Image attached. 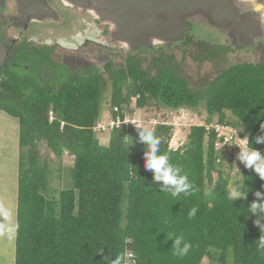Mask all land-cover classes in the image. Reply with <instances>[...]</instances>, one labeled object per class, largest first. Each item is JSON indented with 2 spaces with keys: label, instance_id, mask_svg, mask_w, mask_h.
I'll use <instances>...</instances> for the list:
<instances>
[{
  "label": "trees",
  "instance_id": "16d2710c",
  "mask_svg": "<svg viewBox=\"0 0 264 264\" xmlns=\"http://www.w3.org/2000/svg\"><path fill=\"white\" fill-rule=\"evenodd\" d=\"M27 86L0 81V111L19 123L15 264H112L127 253L134 254V264H203L206 258L213 264H264V179L254 167L244 170L241 195L232 196L215 132L193 126L188 143L173 149L174 126L130 125L113 129L104 145L95 131L103 84L87 80L35 92ZM111 97L112 112L129 108L133 99L140 112L151 104L194 109L205 100L207 124L217 116L238 129L250 149L264 150V65L235 66L197 92L166 73L140 75L126 91L117 81ZM148 133L159 141L157 155H166L176 179L189 185L175 197L174 186L146 167L150 147L142 135ZM44 150L75 157L74 189L59 200L45 195ZM177 237H183L179 249L191 244L183 257L174 254Z\"/></svg>",
  "mask_w": 264,
  "mask_h": 264
},
{
  "label": "flooded vegetation",
  "instance_id": "af4514ba",
  "mask_svg": "<svg viewBox=\"0 0 264 264\" xmlns=\"http://www.w3.org/2000/svg\"><path fill=\"white\" fill-rule=\"evenodd\" d=\"M28 1V8L22 9L19 0H0V81L26 83L29 92L55 90L64 84L77 85L87 80L103 84L102 92L109 84L113 91L117 81L127 90L140 75L153 79L162 73L185 81L193 90L185 76L177 75L178 67L170 59L173 50L196 45L201 50L197 61H234H229L205 88L194 92L207 91L210 83L235 66L264 65V60L255 58L259 54L264 59V23L261 37L251 45L239 44L228 24H199L171 43L129 49L115 39L113 27L88 8L68 4L66 0ZM248 1L253 0H230L236 9L233 13L240 19L246 15H241L237 8ZM87 2L90 0L84 5ZM118 61L120 65H116Z\"/></svg>",
  "mask_w": 264,
  "mask_h": 264
},
{
  "label": "rangeland",
  "instance_id": "374dc122",
  "mask_svg": "<svg viewBox=\"0 0 264 264\" xmlns=\"http://www.w3.org/2000/svg\"><path fill=\"white\" fill-rule=\"evenodd\" d=\"M172 55L173 57L170 60L174 66L178 67L177 75L185 76L190 88L194 91L198 88H205V84L217 76L229 64V61H234L233 59L229 61L221 59L219 63L197 61L195 58L201 55L200 45L199 47L196 45V47L191 46L186 49H175L172 51ZM236 55L240 56L241 54ZM255 58L264 60L259 54ZM120 64L121 62L118 61L116 65ZM152 73H155V71L153 70ZM109 86L111 87V84ZM109 86L103 92L101 117L98 121V124L106 127L110 125L112 118L111 94L113 91H111L112 88ZM125 90L126 87H123V91ZM124 110L127 112L128 117L131 118V121H135L141 127L147 129L154 128L163 122L174 126L170 143L173 149L184 147L188 143L191 128L193 126H206L209 116L205 100L200 103L199 107L194 109L185 107L173 110L162 107L157 108L151 104V108H145L140 112L136 106V100L133 99L129 108H124ZM227 115L230 116L229 119L231 120V115L229 113ZM217 119V116H215L213 122L217 121ZM13 121V118L0 111V176H2L1 182H6L8 186L11 183L12 167L17 166L19 168V123L16 121V126ZM10 127L13 130H10ZM111 131L106 128V130L96 132L102 144H109ZM230 146L228 145L227 148H217L216 146V152L221 153V156H218V163L223 162V172L231 177V195L235 191L238 195L234 197H239L242 192L239 182L242 180L244 171L243 160L240 158V149ZM43 156L47 159H42V165L46 171L49 191L45 195L48 199L59 200L63 191L74 189L73 169L75 157L65 154V156L59 158L47 150H44ZM6 185L0 186V192L4 194L2 198L0 197V264H15L18 187L14 190V187L8 188ZM122 208L124 214H126L127 204L125 201ZM5 212L9 214L8 217L4 216ZM203 264H213V262L211 259L206 258Z\"/></svg>",
  "mask_w": 264,
  "mask_h": 264
},
{
  "label": "water",
  "instance_id": "95a60500",
  "mask_svg": "<svg viewBox=\"0 0 264 264\" xmlns=\"http://www.w3.org/2000/svg\"><path fill=\"white\" fill-rule=\"evenodd\" d=\"M77 1L66 0L68 4L92 10L113 27L115 39L129 49L171 43L199 24H228L241 45H251L263 32L264 11H254L261 0L248 1L247 5H240L242 8L235 6L241 15H246L241 19L233 13L236 9L230 0H90L87 5L86 0ZM19 2L20 8H28V0Z\"/></svg>",
  "mask_w": 264,
  "mask_h": 264
},
{
  "label": "clouds",
  "instance_id": "9594fccd",
  "mask_svg": "<svg viewBox=\"0 0 264 264\" xmlns=\"http://www.w3.org/2000/svg\"><path fill=\"white\" fill-rule=\"evenodd\" d=\"M254 11L262 12L264 11V0H261L260 3H257ZM142 139L148 142L150 147V152L148 153V162L146 167L152 169L156 173V179L162 180L165 185L174 186V191L171 193L172 197H175L178 192L184 191L185 188L189 187V185L185 184L184 179L177 180L173 171V167L167 163V156L166 155H157L158 151V144L159 141L153 139L152 134L148 133L147 135H142ZM243 142V141H241ZM243 161L246 162L247 167H254V170L260 175L261 179H264V158L260 156V154L256 151H250L244 148L241 152V157ZM245 170V169H244ZM166 191V190H165ZM238 195L235 191H233L232 196ZM260 194L257 193V196ZM253 209H256L258 206L256 204L252 205ZM260 207L264 208V205ZM195 213V208L189 213V219L193 218ZM8 213L5 212L4 216L8 217ZM264 232V228L261 229ZM183 237H177L175 240V249L174 254L180 257L186 255L191 248V244L186 243L183 249H179V245ZM259 248L264 250V237L261 238L259 241ZM127 255V254H126ZM112 264H128L125 256L123 254L118 255L115 260L112 261Z\"/></svg>",
  "mask_w": 264,
  "mask_h": 264
},
{
  "label": "built area",
  "instance_id": "2783aa9c",
  "mask_svg": "<svg viewBox=\"0 0 264 264\" xmlns=\"http://www.w3.org/2000/svg\"><path fill=\"white\" fill-rule=\"evenodd\" d=\"M122 110L118 107L114 108V112H112V118H111L110 125L106 127L104 125L98 124V126L95 127V131L98 132L101 130H106V128L113 130L115 128H120L123 126H130V125L133 126L134 128H141V126L137 122L131 121V118L128 117V114L124 109ZM115 113H116V116L114 115ZM205 127L209 134H211L212 132H215L217 135L215 149H216V146L217 148H224V147L227 148L228 145H231L235 148L238 147L240 149V152H242L244 148L250 151H254L250 149L248 139L242 138L240 136L239 131L232 126H229L227 124H221L218 121H215L210 124H207ZM256 152H258L260 156L264 158V150L256 151ZM242 162H243V168L245 170L252 168V167H247L245 161H242ZM133 259H134V254L127 253L126 260L128 264H134Z\"/></svg>",
  "mask_w": 264,
  "mask_h": 264
},
{
  "label": "crops",
  "instance_id": "0c3cea01",
  "mask_svg": "<svg viewBox=\"0 0 264 264\" xmlns=\"http://www.w3.org/2000/svg\"><path fill=\"white\" fill-rule=\"evenodd\" d=\"M17 120L14 119V124H16L17 126ZM10 130H13L11 127H10ZM18 172H19V169L16 167H12V171H11V183H10V186L6 185L7 183L6 182H1V178L2 176H0V186L2 185H6V187L10 188V187H14V190L15 188L17 189L18 187ZM4 196V194L2 192H0V197L2 198Z\"/></svg>",
  "mask_w": 264,
  "mask_h": 264
}]
</instances>
